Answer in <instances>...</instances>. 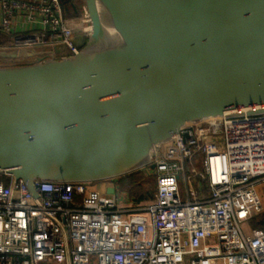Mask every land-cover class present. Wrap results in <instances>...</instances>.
<instances>
[{
	"label": "water",
	"instance_id": "water-1",
	"mask_svg": "<svg viewBox=\"0 0 264 264\" xmlns=\"http://www.w3.org/2000/svg\"><path fill=\"white\" fill-rule=\"evenodd\" d=\"M81 2L76 53L0 48V176L34 197L36 181L136 172L186 123L264 104V0Z\"/></svg>",
	"mask_w": 264,
	"mask_h": 264
},
{
	"label": "built area",
	"instance_id": "built-area-1",
	"mask_svg": "<svg viewBox=\"0 0 264 264\" xmlns=\"http://www.w3.org/2000/svg\"><path fill=\"white\" fill-rule=\"evenodd\" d=\"M0 31L13 49L65 56L90 23L84 7L66 16L61 0H0ZM138 171L154 196L134 207L119 178L103 180L104 193L36 181L34 197L0 176V264H264V230L243 229L264 213V104L186 123Z\"/></svg>",
	"mask_w": 264,
	"mask_h": 264
},
{
	"label": "trees",
	"instance_id": "trees-1",
	"mask_svg": "<svg viewBox=\"0 0 264 264\" xmlns=\"http://www.w3.org/2000/svg\"><path fill=\"white\" fill-rule=\"evenodd\" d=\"M3 44H5V41L0 42V46ZM140 177H143V173L141 171H136L134 173L124 175L119 179L120 184L127 187L128 196L135 204L149 200L154 196V181L152 177L150 182L149 180L140 182L137 180V178ZM263 214L259 215L258 218L264 219Z\"/></svg>",
	"mask_w": 264,
	"mask_h": 264
},
{
	"label": "rangeland",
	"instance_id": "rangeland-1",
	"mask_svg": "<svg viewBox=\"0 0 264 264\" xmlns=\"http://www.w3.org/2000/svg\"><path fill=\"white\" fill-rule=\"evenodd\" d=\"M83 7V5H82V3H81V7H80V9ZM134 173V172H133ZM6 179V178H5ZM120 179V178H119ZM130 180V179H129ZM137 180H139L140 182H142V181H146V180H149V182L151 181V176H148L147 175V177L146 176H144L143 175V177H140V178H137ZM105 184H106V182H95V183H91V185H92V187L94 188V189H96V190H99L100 191V193H104V187H105ZM120 184V183H119ZM120 188H121V190L123 191V193H124V196H125V198H127V200H126V202H125V205H127V206H129V207H134V205H135V203L131 200V202H130V200H129V196H128V194H127V187L125 186V185H121L120 184ZM260 196H261V198H262V201H263V204H264V189H262L261 191H260ZM264 215V214H263ZM259 219V218H258ZM251 228V226L250 225H244L243 226V229L245 230V231H247L248 229H250ZM184 264H187V260L186 261H184Z\"/></svg>",
	"mask_w": 264,
	"mask_h": 264
},
{
	"label": "crops",
	"instance_id": "crops-1",
	"mask_svg": "<svg viewBox=\"0 0 264 264\" xmlns=\"http://www.w3.org/2000/svg\"><path fill=\"white\" fill-rule=\"evenodd\" d=\"M81 10V9H79ZM80 12V11H79ZM31 27H35V26H30ZM2 41H5V44L1 45L0 48H6V49H13L11 46H10V41H9V38L7 35L3 34L1 31H0V42ZM75 41L76 43L80 46L82 45V41L83 39L80 38V37H77L75 38ZM123 177V176H122ZM118 183L119 182V179H118ZM120 185V184H119ZM128 194V193H127ZM259 217V216H258ZM257 216H255L252 220L249 221L248 225H250L251 227H255V228H258V229H263L264 230V219H258Z\"/></svg>",
	"mask_w": 264,
	"mask_h": 264
},
{
	"label": "flooded vegetation",
	"instance_id": "flooded-vegetation-1",
	"mask_svg": "<svg viewBox=\"0 0 264 264\" xmlns=\"http://www.w3.org/2000/svg\"><path fill=\"white\" fill-rule=\"evenodd\" d=\"M81 0H61L66 16H77L81 7Z\"/></svg>",
	"mask_w": 264,
	"mask_h": 264
}]
</instances>
